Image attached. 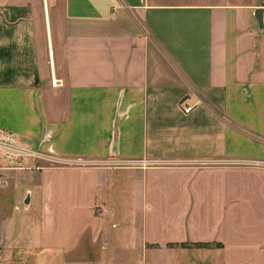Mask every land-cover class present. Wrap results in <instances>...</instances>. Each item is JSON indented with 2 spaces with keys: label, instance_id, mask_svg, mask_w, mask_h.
Instances as JSON below:
<instances>
[{
  "label": "crops",
  "instance_id": "crops-1",
  "mask_svg": "<svg viewBox=\"0 0 264 264\" xmlns=\"http://www.w3.org/2000/svg\"><path fill=\"white\" fill-rule=\"evenodd\" d=\"M257 8L0 0V129L62 160L0 187L1 264H264Z\"/></svg>",
  "mask_w": 264,
  "mask_h": 264
},
{
  "label": "rangeland",
  "instance_id": "rangeland-1",
  "mask_svg": "<svg viewBox=\"0 0 264 264\" xmlns=\"http://www.w3.org/2000/svg\"><path fill=\"white\" fill-rule=\"evenodd\" d=\"M185 1V0H184ZM188 1V0H187ZM234 2H241L242 0H232ZM244 1H254L256 3H260L264 0H244ZM29 146V145H28ZM31 150H34L42 156H31L26 159L24 158H10L7 155H5L0 149V155H2L4 162L0 163V187L1 189H4L6 196H3V205L1 207V213L4 216L5 219L8 218L7 216V210L9 208V204H12V206L15 208V206H19L21 212H23V209H26V204L22 201V198H19V201L17 204L15 203V191L19 192L18 187L15 186L12 181L19 179L20 181H24V179L29 176L32 172H38L42 171L44 168L49 167L54 164H60L59 162H62L59 157H57L54 153L45 151L43 149H40L39 147H29ZM23 192H29L26 188L22 189ZM28 194V193H27ZM107 220V227L110 226L111 228V235H109V238L104 236L103 242L107 245H109V248L112 246L113 240L116 238V228L112 226L113 218L114 217H105ZM125 217H121V219H124ZM106 227V228H107ZM107 233V232H106ZM4 246L0 247V264L1 261L5 258L7 259V256L14 254L15 251H9L8 247H6L5 244H2Z\"/></svg>",
  "mask_w": 264,
  "mask_h": 264
},
{
  "label": "built area",
  "instance_id": "built-area-1",
  "mask_svg": "<svg viewBox=\"0 0 264 264\" xmlns=\"http://www.w3.org/2000/svg\"><path fill=\"white\" fill-rule=\"evenodd\" d=\"M52 85L57 86L61 84V80L57 79L55 75L52 76ZM192 107L188 106L185 110L189 111ZM27 144L20 142L12 133L0 129V149L10 158H28L31 156H42V154L31 150Z\"/></svg>",
  "mask_w": 264,
  "mask_h": 264
},
{
  "label": "water",
  "instance_id": "water-1",
  "mask_svg": "<svg viewBox=\"0 0 264 264\" xmlns=\"http://www.w3.org/2000/svg\"><path fill=\"white\" fill-rule=\"evenodd\" d=\"M263 9L262 8H257L255 11V16L259 21L260 27H264V22H263ZM29 196H30V192H28L27 198L25 200L26 203H29Z\"/></svg>",
  "mask_w": 264,
  "mask_h": 264
}]
</instances>
